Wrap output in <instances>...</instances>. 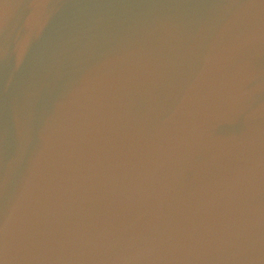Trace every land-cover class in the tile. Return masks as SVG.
Here are the masks:
<instances>
[{"label":"water","instance_id":"1","mask_svg":"<svg viewBox=\"0 0 264 264\" xmlns=\"http://www.w3.org/2000/svg\"><path fill=\"white\" fill-rule=\"evenodd\" d=\"M0 264H264V0H0Z\"/></svg>","mask_w":264,"mask_h":264}]
</instances>
